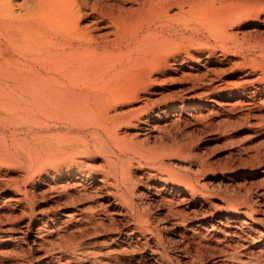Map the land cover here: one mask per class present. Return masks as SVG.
<instances>
[{
  "label": "rangeland",
  "instance_id": "374dc122",
  "mask_svg": "<svg viewBox=\"0 0 264 264\" xmlns=\"http://www.w3.org/2000/svg\"><path fill=\"white\" fill-rule=\"evenodd\" d=\"M18 1L24 6L32 0ZM260 6L245 9L242 18L231 28L237 41L204 30L192 38L187 32L184 49L199 58L197 67L207 75L199 83L182 76L160 81L158 90L153 92L154 100L148 102L149 107L156 106L153 110L156 114L158 108L165 111L166 104L171 102L206 98L215 110L209 111L207 103L196 106V110L185 107L184 111H177L182 118L162 126L155 138L146 142H143L145 138H140L144 139L142 142L132 140L147 152L159 146L151 154L159 155L158 164L166 166L163 169L170 171L172 177L181 174L199 180L198 189L208 198L204 205L186 196V202L182 203L185 213H164L160 212V206H151L147 194L156 180L142 176L143 170L147 172L151 167L150 161L143 159L137 164L135 160L140 158L132 153L122 158L128 157L124 158L126 163L133 164L136 191L133 210L126 213L119 206L114 213L108 208V211H91L88 208L93 198H76L77 202L67 199L66 192H74L69 188L71 184L66 183V176L58 181V173L51 169L66 157L86 161L77 167L89 171L82 182L91 190L115 159L103 141L101 144V139H93L90 133L70 130L57 121L51 122V129L34 133L20 123V117L3 115L7 119L0 121V125L11 120L6 125L8 128L0 126V264H264V6ZM224 9L237 11L232 6ZM256 13H259L257 18ZM209 50L215 51L218 59L209 62ZM189 63L185 64L186 68ZM221 86H227V91L236 94V98L229 100L232 94L228 92L206 95L208 89L215 91ZM243 99H248L245 101L255 108L258 105L257 117L240 111L238 102ZM141 101L140 98L125 104L124 110L128 105L137 108ZM162 120L155 122L163 124ZM48 146L52 153L46 150ZM36 148L41 150L34 158L31 155H36ZM246 172L250 173L246 178H235ZM62 185L68 187L64 189ZM96 191L100 195L103 192L106 200L113 202L104 188ZM76 209L83 216L76 214L78 217L74 215L70 222L66 221L64 215ZM83 213L87 214V220ZM139 214L148 219L147 226L139 222ZM100 218L103 220L99 221ZM180 223L185 230H178ZM214 228L218 230L215 234Z\"/></svg>",
  "mask_w": 264,
  "mask_h": 264
},
{
  "label": "bare ground",
  "instance_id": "6f19581e",
  "mask_svg": "<svg viewBox=\"0 0 264 264\" xmlns=\"http://www.w3.org/2000/svg\"><path fill=\"white\" fill-rule=\"evenodd\" d=\"M263 3L264 0H32L23 6L18 0H0V121L7 119L3 115L14 114L20 117L22 125L34 133L51 129V122L57 121L70 130L90 133L93 139H101V144L103 141L115 159L100 177L99 184L91 190L82 182V177H88L89 171L87 173L84 168L78 169L86 161L66 157L58 160L51 169L58 173V181L66 176V183L71 184L69 188L75 193L66 192L67 199L74 202L76 198H93V204L88 208L91 211L108 208L114 213L119 206L126 213L133 210L136 201L135 174L132 176L131 172L133 164H127L125 156L122 158L132 153L140 158L135 160L137 164H141L143 159L150 161L151 167L147 172L143 170L142 176L156 180L147 194L151 206H160V212L181 214L185 211L182 203L186 202L188 196L204 205L208 203V198L199 191V180L181 174H175L180 175L177 178L172 177L170 171L166 172V166L163 169L158 164L159 155L151 154L159 146L147 152L136 143L140 138H145L143 142L155 138L162 126L180 120L182 116L177 111H184L185 107L187 110H196V106L207 103L205 105L210 106L209 111L215 110L213 103L208 104L207 98L193 102H171L166 104L165 111L158 108L157 114L153 113L156 101L152 103L153 107H149L148 102L154 100L153 92L158 90L160 81L182 76L199 83L207 75L197 67L199 58L193 56L191 50L184 49L189 36L186 33L190 32L193 38L204 30L211 35L237 41L238 37L231 32V28L242 18L245 9L263 7ZM228 6L239 11H225L224 7ZM254 17H259V13ZM215 59H218L215 51L209 50L208 61ZM187 62H191L188 68L185 67ZM227 89V86L218 87L215 91L208 89L206 95L217 96L216 92L226 94ZM234 96L236 98V94L230 95L229 100ZM140 98L141 105L137 108L128 105L129 108L124 110L125 104L140 101ZM245 100L238 102L242 109L240 111L244 115L257 117L258 105L255 108L246 102L248 99ZM160 118L163 124L155 122ZM10 120L0 125L2 129L7 127ZM67 136L70 138L69 134ZM62 137V140L65 139ZM71 138L76 140L75 136ZM132 140L138 141L134 143ZM81 142L78 143L83 144V140ZM89 145L92 146L91 143ZM61 146L64 148L65 145ZM39 148L35 150L36 155L31 156L36 158V152L41 150ZM249 174L246 172L235 178H246ZM68 185H62L61 188L65 189ZM102 188L106 190L107 198H113V202L106 200L103 192L98 194L96 190L101 191ZM76 214L80 215L78 210L66 213L65 220L71 221ZM83 214L87 220V214ZM138 218L142 225H148L149 221L144 215L139 214ZM102 220L100 218L99 221ZM182 228H185L184 225L178 224V230ZM216 231L214 228L212 233ZM233 233H236L235 230Z\"/></svg>",
  "mask_w": 264,
  "mask_h": 264
}]
</instances>
